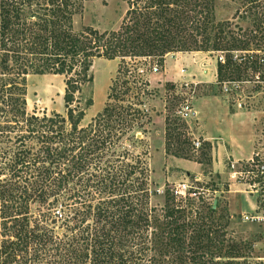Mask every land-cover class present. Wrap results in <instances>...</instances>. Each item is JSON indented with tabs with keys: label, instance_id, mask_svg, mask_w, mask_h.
Segmentation results:
<instances>
[{
	"label": "trees",
	"instance_id": "obj_1",
	"mask_svg": "<svg viewBox=\"0 0 264 264\" xmlns=\"http://www.w3.org/2000/svg\"><path fill=\"white\" fill-rule=\"evenodd\" d=\"M93 1L0 0V203L7 210L3 213L9 212L0 224V264H186L184 259L212 264L211 258H205L204 251L211 242L202 244L206 238L203 229L195 230V245L186 246L189 230L185 214L191 213V208L175 205L161 227L155 210L149 207L155 193L149 188L146 169L144 180H136V192L124 193L116 188L113 181L117 172L127 181L133 173L116 168L114 163L119 157L102 161L114 140L109 120L117 118L123 125L139 130L142 126L137 117H146V112L134 109L143 102H130L126 115L110 110L108 104L120 95L117 82L122 75L133 79L132 84H139L145 96L150 95L148 81L135 68V62L157 59L162 63L175 53L222 52L224 56L217 63V84L256 83L254 90L260 91L259 83L264 80V56H260L264 52V20L260 17L264 13L256 5L253 26L245 30L229 22H208L213 0H124L128 8L119 31L75 32L74 17L86 2ZM209 30L211 34L205 35ZM199 39L205 41L202 46ZM96 59H120L121 65L109 87L103 112L96 116L94 126L87 128L91 131L87 140L90 143L79 144L75 151L71 148L73 152L65 150L60 142L66 132V119L70 136L83 131L80 125L85 111L74 105L80 101L77 97L83 88L93 82L90 73ZM47 74L65 78L67 118L60 114L53 118L28 116L26 80L30 75ZM126 95L128 90L122 92ZM178 132L173 127L167 133L166 152L203 164L202 160L171 152L172 135L179 144L182 136L184 143L192 144L187 134ZM13 133L17 139L11 137ZM207 150L210 155V145ZM66 151L74 153L68 176L61 170L62 160L69 158ZM93 169L101 174L90 172ZM95 178L98 181L93 183ZM70 182L74 187L67 190ZM141 190L148 194L139 196L137 191ZM65 194L66 199L59 202ZM97 196H101L98 202ZM165 196L171 199L169 203L178 200L169 189ZM36 201L42 211H51L52 221L43 213V218L30 215V205ZM208 210L205 219L217 213L218 205ZM135 212H142L137 219L132 216ZM48 221L50 225L61 224L60 233L48 226ZM143 233L147 241L140 249Z\"/></svg>",
	"mask_w": 264,
	"mask_h": 264
},
{
	"label": "rangeland",
	"instance_id": "obj_2",
	"mask_svg": "<svg viewBox=\"0 0 264 264\" xmlns=\"http://www.w3.org/2000/svg\"><path fill=\"white\" fill-rule=\"evenodd\" d=\"M256 5H259L258 10L264 13V0H213L212 10H208L207 12L208 22H229L235 25L237 24L247 30L253 26V20L256 18L254 15ZM127 8V3L124 0H96L86 2L83 10L74 17V30L75 32H82L88 29H94L99 32L119 31ZM260 18L264 20V15ZM206 34H211L210 30L206 31ZM198 42L199 46H202L205 41L199 39ZM262 46L264 48V45ZM205 47H207L206 44ZM192 53L197 52L170 54L166 56L162 63H160V60L151 59V67L157 65L160 71L156 75L150 73L147 78L149 85L147 90L151 92L148 96L144 95L143 88L139 84L131 83L133 79L125 78L123 75L119 77L117 91L120 95H118V98L115 96L111 103L108 104L109 109H112L115 113L118 112L119 114L126 115L130 112L128 109L130 102L134 105L143 102L144 105H141V107L139 105L134 106V109L138 110V108H141L146 112V117H137L138 122L142 126V129L139 130L132 125H123L120 122L121 120L117 118L111 121L108 119L114 140H112L111 149L108 152L105 151L106 157L102 161L104 162V160L108 159L114 160L119 157L120 160L116 164L114 163L116 168L124 167L133 173V177L128 181L126 176H121L119 172L115 175L117 179L113 182L117 183L116 188L125 190L124 193L136 192L138 190L139 186L136 180H144L143 170L146 169V172L150 175L151 186L149 188L155 193L149 201V207L155 210L154 215L159 219L161 227L167 223V213L175 209V205L180 208L182 205L186 206L189 210L191 208L192 212L190 211L191 213H189L187 211L188 214H185V224L189 230L187 231L188 238L186 240V246L190 248L189 243H191L190 245H195V242L192 241L195 234H197L195 230L203 229L206 238L202 244L211 242V245L206 247L204 251L205 258L206 260L211 258L213 260L212 264H264V226L244 222L241 216L232 217L230 212L231 210L238 209V202L233 201L231 195H229V186L227 185L231 181L229 178V183L225 181L226 178L222 181L220 177H217L213 173L211 164H209L210 155L207 146H205V143L201 139H196L188 135L191 133L189 130L190 126L191 128L194 127L193 121L191 120L192 117L188 120H182L177 116V110L185 102L186 98L192 97L190 99L191 102L196 97L218 94L230 106L231 110L244 112V116H247V118H244V121L247 120L252 127V154L254 152H264V80L262 79L263 81L259 83V86L262 87L260 91L254 90V87L257 86L256 83L242 84L240 82H227L219 86L217 84V75L215 74L214 67L218 63L219 58L224 56V54L222 52ZM260 56H264V52L260 53ZM167 59H169V63L166 67L165 62ZM127 62L130 61L127 59ZM131 63L133 64V62ZM120 65V59L115 61L94 60L90 73L93 76V82L83 88L82 94L77 97L80 101L74 105L79 106V108L85 111V118L80 125L83 131H80L77 135L70 136L71 128L66 119V132L60 142L62 148H66L65 150L69 151H72L71 148H74L73 151H75L78 150L79 144L81 146H87L90 143L87 140L89 139L88 135L90 136L91 131L87 128L91 124L93 125L96 116L103 112L107 103L109 87L111 86L112 80L116 78ZM148 65L149 61H145L144 59L135 62V68L139 69V71L149 70ZM188 68L192 69L191 72ZM182 70H184V73H182ZM141 76L144 77L142 74ZM125 80H128V84L125 83ZM194 81L197 82L196 84L193 83L195 92H186L183 94L181 85L184 82L191 83ZM26 86L27 112L29 117L36 116L42 118L46 116L47 118H53L55 114H60L62 117L67 118L64 104L66 88L64 77L49 74L30 75L26 80ZM125 90H128V95L122 96V92ZM91 102L92 104L89 106L88 104ZM240 121L242 122V119ZM173 127L178 129V133L187 134L191 138V141L198 140L202 143V147L198 151H194L191 143L186 144L183 142L185 140L183 136L181 137L180 144L175 135L171 136L174 140L171 139V142L169 141L170 144H173L170 146L171 152H177L185 158L194 157L197 160L203 161V176H201V179L199 176L188 178L185 175V170L180 169V172H177L175 165H171L173 156L166 152V135ZM164 129L166 131L164 136L165 145L161 142L160 137L164 133ZM11 137L17 139V134L13 133ZM243 145L245 146L246 143L243 142ZM16 146H13V148ZM205 152L206 156L202 155ZM65 153L69 158L62 160L61 170L62 175L65 174L68 176V170L71 169L73 164L70 162L71 156L74 153L67 151ZM126 160H129V162L126 163ZM226 163H228V160ZM106 166H108V163ZM226 169L228 175V167ZM90 172L97 173L95 169ZM111 175L113 176V174ZM97 181V178L93 179V183ZM73 183L74 185L77 183L76 178H74ZM73 183H69L67 190L74 187ZM181 184H189L198 188L200 191H204L205 199L196 202L190 199L184 201L178 198L175 202L169 203L171 199L168 200L165 196V191ZM237 185H235L236 190L241 195L243 193L247 194L244 188ZM137 192L139 196H145L147 193L142 190ZM67 196L66 194L60 196L59 202L62 203L63 199H66ZM97 197L98 202L101 196ZM250 198L252 202L256 201L255 196H250ZM242 200L245 201L242 209L244 208L246 212L252 214L253 212L250 210L245 196L242 197ZM97 202L95 203L97 204ZM211 205L214 208L218 205V211L211 218L205 219ZM3 212H7V210L0 203V224L4 220V217L9 214V212ZM29 212L34 218H43V215L41 216V213H43L49 218L48 220L52 221L51 211H48L46 208L42 211L37 201L30 205ZM141 213L137 214L135 212L132 213V216H135V219H137V216L141 215ZM200 222H202L201 225H199ZM47 223L48 226L55 228V232H59L58 228L62 227L61 224L50 225L49 221ZM190 236H192L191 239L189 238ZM146 241L143 233L140 249L143 248ZM186 253L190 254L189 251ZM184 261L187 262L186 264H194L191 259H184Z\"/></svg>",
	"mask_w": 264,
	"mask_h": 264
},
{
	"label": "crops",
	"instance_id": "obj_3",
	"mask_svg": "<svg viewBox=\"0 0 264 264\" xmlns=\"http://www.w3.org/2000/svg\"><path fill=\"white\" fill-rule=\"evenodd\" d=\"M198 53L199 52L192 54ZM165 63L167 67L169 59H167ZM214 68L215 74L217 75V64ZM188 69L191 72L192 69ZM192 83L196 84L197 82L194 81ZM190 104L193 109V117L191 120L193 121L194 127L191 128L190 126L191 129L189 128V130L191 133L188 135L196 139H201L203 143H205V146L210 145L211 168L213 173L217 175V177H220L222 181L226 178L225 181L229 183L226 169L227 160L231 158L234 160H247L252 154V127L247 120L244 121V118H247V116H244V112L231 110L230 106L219 96L196 97ZM240 119H242V122ZM165 132L164 129V133L160 136L163 145H165ZM193 142L194 141H192V145ZM243 142L246 143L245 146ZM172 159L171 165H175L177 172H180V169L185 170V175L188 178L199 176L201 179V176H203V164L175 157H172ZM227 186H229L228 192L232 200L238 202V209L231 210L230 212L232 217L241 216L242 218L245 214L252 215L257 209V200L252 202L250 195L244 193L241 195L238 190H236V186L232 183ZM243 196H245V200L248 202L249 208L253 212L252 214L246 212L244 208L242 209V205L245 203V201L242 200Z\"/></svg>",
	"mask_w": 264,
	"mask_h": 264
},
{
	"label": "built area",
	"instance_id": "obj_4",
	"mask_svg": "<svg viewBox=\"0 0 264 264\" xmlns=\"http://www.w3.org/2000/svg\"><path fill=\"white\" fill-rule=\"evenodd\" d=\"M146 71L141 70L140 73L144 75L147 81L149 74H158L160 68L157 65L151 67L150 61ZM151 67V68H150ZM149 72V73H148ZM148 73L146 76L145 74ZM184 73V70H182ZM194 84L191 82H184L181 85L183 94L194 93ZM186 98L185 102L180 105L177 110V116L182 120H188L193 117V109L190 104V99ZM194 151H198L202 147V143L198 140L193 142ZM229 180L241 188L250 196H255L257 200V209L252 215H243L244 222L256 223L264 226V152H254L248 160H234L229 159L227 163ZM170 191L174 196L186 201L188 199L199 202L205 199V192L200 191L198 188L189 185L181 184L171 188Z\"/></svg>",
	"mask_w": 264,
	"mask_h": 264
},
{
	"label": "water",
	"instance_id": "obj_5",
	"mask_svg": "<svg viewBox=\"0 0 264 264\" xmlns=\"http://www.w3.org/2000/svg\"><path fill=\"white\" fill-rule=\"evenodd\" d=\"M215 205H216V203H215Z\"/></svg>",
	"mask_w": 264,
	"mask_h": 264
}]
</instances>
